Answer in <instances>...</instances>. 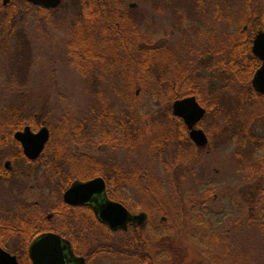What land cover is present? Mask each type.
<instances>
[{
	"label": "trees",
	"instance_id": "trees-1",
	"mask_svg": "<svg viewBox=\"0 0 264 264\" xmlns=\"http://www.w3.org/2000/svg\"><path fill=\"white\" fill-rule=\"evenodd\" d=\"M119 1L61 0L59 8L45 10L22 0H10L3 6L0 0V28L15 27L24 18L23 13L29 9H35L44 15L64 12L69 18L72 33L66 45L67 63L71 69L88 79L89 91L97 102L87 118L78 120L64 116L61 119L60 123L70 124L63 131L62 138L79 137L77 133L83 126L77 127V124L93 122L95 130L101 132V138L111 147L135 148L145 140L147 146L155 149L156 155L163 160L166 184L172 190L169 198L164 197L161 183L154 175L143 170L126 172L117 168L114 163H110L105 172L96 169L93 175L71 178L86 180L102 177L106 183L107 195L112 201L122 204L131 212L147 215L144 225L119 233H114L95 221L94 259L116 254L122 255V264H157L160 258L152 253V244L143 236L142 231L146 225L154 224L152 220L155 217H160L165 222H160L159 226H151V239L166 238L171 234L187 238V233L190 232L189 236L195 239V244L204 247L203 250L197 248V251L203 253L211 264H264V161L254 163L251 176H243L246 185L240 200L246 211L245 222L255 226L263 238V247L255 256L241 242L238 246L235 241H230L225 229L219 234L217 230L208 234L210 224L205 223L201 219L200 210L197 211L198 206H203L204 199L200 201L198 197H193L186 200L185 191L181 188L190 179L195 184L201 183L195 168L200 165L205 152L211 149L216 151L235 138L240 140L239 147L242 149V143H245L246 148H251L259 142L257 137L250 135L249 125L264 122V96L253 91L252 77H223L220 80L221 85H224L219 88L214 83L216 79L207 77L206 71L210 68L209 73H215L214 43L204 45L202 47L205 48L200 50L191 49L189 57L185 59H176L167 43H159L152 37L141 34L140 25L144 23L142 15L129 6L118 7ZM195 1L200 14L198 16H202L203 2ZM241 1L242 8L237 16L224 15L222 18L223 15H220L225 26L213 34L221 44L224 75L237 73L232 44L250 43L258 31L264 32V0ZM177 18L182 19L184 16L178 15ZM199 27L193 25L187 31L195 32ZM201 32L203 33L202 30ZM21 52L24 54V49ZM20 58L22 61L21 55ZM114 67L119 69V76L125 77H122V86L114 80L109 82V91L114 96L112 101L104 94L107 77L103 75L109 74ZM17 70L14 71V76ZM252 71L248 72V76L253 74ZM19 84L23 85V82L19 80ZM139 93L151 104L159 106V110L147 114L149 121L141 120L138 115L142 108L138 100ZM189 96H194L206 111L199 124L209 140L204 148L195 146L189 140L182 120L174 117L171 112L174 101ZM254 101L258 106L256 112L252 109ZM113 102L122 106V116L119 119L113 117ZM43 115L42 112H29L17 118L15 111L6 120L19 122L24 117L21 121L36 130L47 125L42 121ZM139 121L143 122V128ZM106 123L109 126L112 124L109 127ZM149 123L153 124L152 128ZM152 133L153 136L144 139L146 134ZM119 136H122L121 139ZM95 144L99 147L103 143ZM243 154L248 155L246 149ZM233 156L236 157L235 154ZM131 186L139 192L138 198L134 200L126 195ZM211 191L212 189L206 194L205 200L210 196L213 198ZM238 224V221L234 222L235 229ZM117 234L122 235V241L118 242L120 244L111 242ZM229 242L232 243L231 246ZM25 258H19L20 264H25Z\"/></svg>",
	"mask_w": 264,
	"mask_h": 264
},
{
	"label": "rangeland",
	"instance_id": "rangeland-1",
	"mask_svg": "<svg viewBox=\"0 0 264 264\" xmlns=\"http://www.w3.org/2000/svg\"><path fill=\"white\" fill-rule=\"evenodd\" d=\"M194 1L120 0L117 6L121 8L129 6L131 9H136L144 20V23L140 25L141 34L152 37L159 43H167L176 59H185L189 57L191 49L200 50L205 48L202 46H210L213 43L215 47L217 39L213 34L225 26L221 16L223 15L222 18L224 15L237 16L242 8L241 0H202L204 13L198 16L200 15L198 5ZM131 5L135 6L131 7ZM23 14L24 18L17 23L16 37L17 41H23L24 37L30 44V68L27 77H0V107L7 104L21 105L27 109L30 108L28 112L35 114H40L42 108H45L46 123L55 129L64 116L78 120L87 118L97 101L89 91L88 79L68 66L66 45L72 33V27H70L69 18L66 17L67 14L52 12L44 15L35 9H29ZM178 15H183L184 18L178 19ZM193 25L200 26L203 33L207 35L199 30L200 27L196 28L198 31L195 32L187 31L188 27L191 28ZM10 53L12 54L11 51ZM6 66L5 60L0 63V67L6 68ZM18 68V63L14 64V69ZM210 70V68L206 70L207 77H214V73H209ZM103 77H107L104 94L113 101L114 96L109 91V82L114 80L122 86V77L125 76H119V69L114 67L113 71L109 74L105 73ZM214 78L216 79L214 83L218 84L219 88L223 87L224 83L221 85L220 80L223 77ZM19 80L23 82V85L19 84ZM12 94L13 97L5 98L6 95ZM138 95L139 104L142 105L138 115L141 120L149 121L147 114L150 111L156 112L159 106L148 102L142 94ZM112 105L115 107L113 117L119 119L122 116L120 113L122 106L117 102H113ZM252 109L256 112L258 106ZM135 116L137 117V113ZM139 123L143 128V122L139 121ZM149 125L152 128L153 124L149 123ZM106 126H109V123H106ZM198 128L203 130L199 125ZM151 136L153 133L146 134L144 139ZM101 137L98 135L99 139H102ZM121 137L119 136V139ZM55 138H58L56 131ZM231 142L224 145L221 150L211 149L201 158L200 165L195 168V173L201 181L199 185L190 179L183 183L181 188L185 191L186 200H191L193 197H198L200 201L204 199L203 206H198L197 211L200 210L201 219L210 224L208 234L213 233L214 230H217L219 234L225 229L226 234L230 236V241H235L238 246L241 242L245 245V249L255 256L263 247V238L255 226L245 222L247 221L246 211L240 200L246 185L243 177L246 173L240 172L239 166L232 157L235 145ZM97 148L95 144L93 153L107 159L108 164L114 163L117 168L126 172L134 173L133 171L143 170L151 176L154 175L161 183L164 197H171L172 190L166 184V174L163 172V160L156 155L155 149L147 146L145 140L139 142L135 148L111 147L108 144L101 146L99 151ZM211 189L213 198L210 196L205 200L206 194ZM138 193L131 186L127 189L126 195L134 200L138 198ZM235 221L239 223L236 229ZM152 223L155 225H146L142 234L151 242L152 253L160 258L157 264H211L206 260V256L202 255L203 253L197 251V248L203 250L204 247L195 244V239L189 236L190 232L187 233L189 234L187 238L171 234L170 237L151 239L149 230L153 229L151 226H159L160 217H155ZM112 240V243L120 244L118 242L122 241V235L117 234ZM229 245L231 246L232 243L229 242ZM89 264H122V255H103Z\"/></svg>",
	"mask_w": 264,
	"mask_h": 264
},
{
	"label": "flooded vegetation",
	"instance_id": "flooded-vegetation-1",
	"mask_svg": "<svg viewBox=\"0 0 264 264\" xmlns=\"http://www.w3.org/2000/svg\"><path fill=\"white\" fill-rule=\"evenodd\" d=\"M256 34L250 43L237 42L232 44L234 47L233 62L237 68V73L234 75L222 73L223 53L221 44L216 42L214 47L216 65L214 77H254L255 72L262 65V61L252 51ZM17 35V25L0 28V63H3L4 60L7 63L6 68L0 67V77H27L30 68V44L24 37L23 41H17ZM21 49H24V54ZM9 51L12 54H9ZM16 63H18L19 68L14 76V64ZM251 71L253 74L248 76V72ZM253 91L255 90L253 89ZM8 96L13 97V94L6 95L5 98L7 99ZM256 106L257 103L254 101L252 107ZM28 110L30 108L13 104L0 107V249L15 257L18 264H20V257H26L25 264H33L30 259L31 244L42 235L55 234L69 242L73 254L72 256L68 251L64 252L67 257H65L63 264H76L74 263L75 258H83L84 264H89L95 260L93 243L95 221L108 230L110 229L97 220L93 209L94 204L69 205L64 202L63 196L75 181L86 182L94 179L71 180L72 177L93 175L96 169L105 172L109 166L108 160L96 156L93 153V148L96 142H102L103 144L97 148L99 151L101 146H107L106 140L98 138L101 132L95 130L93 122L77 124V127L83 126L78 133L75 132L79 137L62 138L63 129H68L70 124L59 123L56 129L47 124L45 108H42L41 111L44 114L42 121L48 126L44 125L36 130L21 121L24 117L20 119L21 122L6 120L15 111L17 118H19L21 114L25 116L26 113H29ZM26 127L30 128L32 133H37L41 128H46L49 133L48 141L43 150L33 160L24 154L22 144L15 138V134L22 132ZM185 128L190 140L189 130L186 126ZM249 129L250 135L259 139L257 144L251 148L248 146L246 148L245 143H242V149L239 147L240 140L238 138L231 142L235 145L232 155L235 154L236 157L233 156V158L239 166L240 172L246 173L245 177L251 176L255 162L264 161V122H253L249 125ZM55 131L58 138H55ZM202 131L204 132V130ZM204 134L206 135L205 132ZM245 149L248 155L243 154ZM105 192L107 198L111 200L107 195L106 183ZM129 212L134 215L139 214L138 212ZM160 222L164 223L165 219L161 218ZM142 225L128 224L126 231L134 226Z\"/></svg>",
	"mask_w": 264,
	"mask_h": 264
},
{
	"label": "water",
	"instance_id": "water-1",
	"mask_svg": "<svg viewBox=\"0 0 264 264\" xmlns=\"http://www.w3.org/2000/svg\"><path fill=\"white\" fill-rule=\"evenodd\" d=\"M35 7L45 10H55L61 5V0H22ZM10 0H2L6 6ZM135 5H131L134 7ZM253 54L262 61V65L252 78V88L264 95V32L259 31L253 41ZM174 117L181 119L189 130V137L197 147H205L208 139L197 125L205 116V109L200 106L194 96L176 100L172 103ZM24 150V154L31 160L37 158L48 141L49 133L46 128H41L37 133H32L26 127L22 132L15 134ZM64 202L69 205L94 204V214L97 220L112 231H126L128 224L142 225L146 220L145 213L131 214L122 204L111 201L105 192V183L102 178H94L86 182L75 181L64 193ZM72 254L68 241L55 234H45L34 241L30 247V259L33 264H63L67 255ZM74 263L84 264L83 258H75ZM0 264H18L15 257L10 256L0 249Z\"/></svg>",
	"mask_w": 264,
	"mask_h": 264
}]
</instances>
